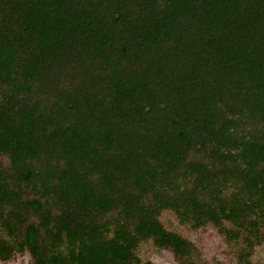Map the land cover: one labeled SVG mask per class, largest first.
Here are the masks:
<instances>
[{"label":"trees","instance_id":"16d2710c","mask_svg":"<svg viewBox=\"0 0 264 264\" xmlns=\"http://www.w3.org/2000/svg\"><path fill=\"white\" fill-rule=\"evenodd\" d=\"M164 212L253 264L264 0H0V262L200 264Z\"/></svg>","mask_w":264,"mask_h":264},{"label":"rangeland","instance_id":"374dc122","mask_svg":"<svg viewBox=\"0 0 264 264\" xmlns=\"http://www.w3.org/2000/svg\"><path fill=\"white\" fill-rule=\"evenodd\" d=\"M159 220L165 229L173 231L195 244L201 255L200 264H236L237 246L232 243L227 244L223 237L211 226L191 230L180 225L170 212L162 213ZM74 236V232L72 234L70 232L65 233L62 240L58 242L56 251L66 253L69 248L80 244L76 242ZM138 256L141 264H153V257L157 259V264H177L170 252L155 248L150 241L139 246ZM19 257L16 256L14 259L6 263L0 262V264H17ZM250 259L253 264H264V240L260 246L255 247ZM20 264H23V262L21 261ZM28 264H30L29 259Z\"/></svg>","mask_w":264,"mask_h":264},{"label":"clouds","instance_id":"9594fccd","mask_svg":"<svg viewBox=\"0 0 264 264\" xmlns=\"http://www.w3.org/2000/svg\"><path fill=\"white\" fill-rule=\"evenodd\" d=\"M21 261L23 262V264H28L27 256H20L17 264H20ZM153 264H157V259L155 257H153Z\"/></svg>","mask_w":264,"mask_h":264}]
</instances>
